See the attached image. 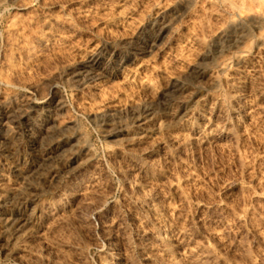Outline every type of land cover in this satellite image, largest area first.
Here are the masks:
<instances>
[{
	"label": "rangeland",
	"instance_id": "obj_1",
	"mask_svg": "<svg viewBox=\"0 0 264 264\" xmlns=\"http://www.w3.org/2000/svg\"><path fill=\"white\" fill-rule=\"evenodd\" d=\"M0 264H264V0H0Z\"/></svg>",
	"mask_w": 264,
	"mask_h": 264
},
{
	"label": "bare ground",
	"instance_id": "obj_2",
	"mask_svg": "<svg viewBox=\"0 0 264 264\" xmlns=\"http://www.w3.org/2000/svg\"><path fill=\"white\" fill-rule=\"evenodd\" d=\"M167 233V230H165V234Z\"/></svg>",
	"mask_w": 264,
	"mask_h": 264
}]
</instances>
